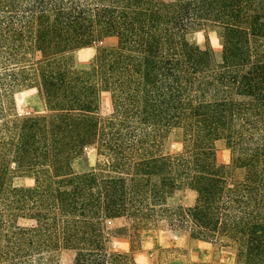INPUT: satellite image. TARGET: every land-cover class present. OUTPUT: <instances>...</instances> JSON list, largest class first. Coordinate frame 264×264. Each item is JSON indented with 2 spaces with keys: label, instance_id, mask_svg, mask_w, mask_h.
Instances as JSON below:
<instances>
[{
  "label": "trees",
  "instance_id": "1",
  "mask_svg": "<svg viewBox=\"0 0 264 264\" xmlns=\"http://www.w3.org/2000/svg\"><path fill=\"white\" fill-rule=\"evenodd\" d=\"M199 28L219 30L220 60L189 41ZM111 37L76 65V49ZM25 89L43 112H15ZM174 128L182 149L166 154ZM89 145L96 167L76 173ZM181 188L192 206L169 204ZM118 217L165 220L264 264V0H0V264H55L59 250L72 264H137L109 247Z\"/></svg>",
  "mask_w": 264,
  "mask_h": 264
},
{
  "label": "rangeland",
  "instance_id": "2",
  "mask_svg": "<svg viewBox=\"0 0 264 264\" xmlns=\"http://www.w3.org/2000/svg\"><path fill=\"white\" fill-rule=\"evenodd\" d=\"M172 2L174 0H167ZM189 41L204 48L211 46L215 58L220 60L222 40L219 30L215 28H199L191 32ZM116 38H105L101 41L83 45L76 49L75 63L77 66H89L99 48L112 46ZM245 88L249 87L248 80L244 81ZM15 112L20 116L35 115L44 111V104L35 89H25L15 94ZM112 112V98L108 91L100 94V114L109 115ZM183 132L174 128L166 139L164 153L175 154L181 151ZM216 157L219 163L231 162V150L223 139L215 143ZM98 160L95 145L87 146L83 153L73 163L76 173L93 170ZM15 185L31 186L34 180L26 176H15ZM196 192L190 188L176 190L169 198L170 205L192 206L196 200ZM105 229L109 235V247L112 250L128 253L137 264H236L232 248L224 247L220 242L193 239L188 229L177 230L170 227L165 220H160L148 228H135L125 217L108 219ZM73 252L59 250L56 253L55 264H72Z\"/></svg>",
  "mask_w": 264,
  "mask_h": 264
}]
</instances>
